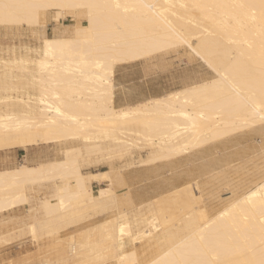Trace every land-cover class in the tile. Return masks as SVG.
<instances>
[{"label": "bare ground", "instance_id": "obj_1", "mask_svg": "<svg viewBox=\"0 0 264 264\" xmlns=\"http://www.w3.org/2000/svg\"><path fill=\"white\" fill-rule=\"evenodd\" d=\"M49 13L57 23L70 15L69 29L44 35ZM21 24L40 42L29 55L10 48L0 56V150L44 143L61 146L63 157L0 169L1 214L35 210L24 226L35 241L48 236L64 247L67 238L64 263L264 264V0H0V25ZM181 44L216 76L115 106L118 63ZM235 145L246 149L235 170L252 165L254 185L214 212L197 178L149 199L145 211L142 202L126 207L135 205L129 191L118 198L123 167L82 170L84 154L125 148L123 158L145 147L137 164L161 162L170 173L195 151ZM235 160H214L208 181L229 184ZM44 186L48 194L28 206ZM173 202L175 217L164 214Z\"/></svg>", "mask_w": 264, "mask_h": 264}, {"label": "rangeland", "instance_id": "obj_2", "mask_svg": "<svg viewBox=\"0 0 264 264\" xmlns=\"http://www.w3.org/2000/svg\"><path fill=\"white\" fill-rule=\"evenodd\" d=\"M52 16H53V13L48 14L47 23H46V26L44 27V35L53 36L59 31L63 32L69 29V26L67 25H70L71 23L70 15L63 17L61 19V23H57L53 21ZM82 17L83 16L79 17L80 22L83 24H86L87 23L86 19ZM21 25L12 26V27H6L3 25H0V50L2 49L0 51V56L5 55L7 51H11L14 48H16L19 51H23L24 52L23 54L29 55L31 54V51L29 52L27 51V49H35L38 47L39 42H40L38 35H40V33L36 32L37 33L36 34L33 31L32 27L26 24H21ZM32 53L33 55H38V53L34 51H32ZM142 59L158 60L159 62H161V64L167 60H175L177 61V63H180L182 65H185L188 62L191 63L193 61L194 68H195V61L199 59L200 72H201L200 82L204 80L212 79L216 76V73L211 68H209L185 44H181L178 47L172 48L167 51H160V52L153 53ZM35 65L37 64L35 63ZM189 66H191V64H189ZM219 144H222V143H219ZM60 149H61V146L58 147L57 145L54 146L52 144H44V143L28 146L27 148H24L22 146H14L11 148L3 149V150H0V167H7V164L4 165V163H2L4 158L11 160L10 166L8 167H12V168L17 167L21 163H24V162L28 165H34V164H37L45 160L60 159L63 157V153L60 151ZM144 149L145 150H143L142 147H136L134 149L133 155L131 156L127 155L126 157H123V158H120L119 156L123 153L125 155L126 149L124 148V151L122 150L123 152L121 150H118L119 153L117 152V150H115L113 152L114 154L113 159H107L108 157L113 155L111 154L112 153L111 151L96 152V153H92L91 155L89 154V156L87 154H84V158H83L84 161H82L83 163L82 170L85 173L86 172H96V171L108 169L110 168L111 165H115V166L123 167L124 168L123 174L125 175L129 171H133L135 169H139L140 167L144 166V165L137 164L142 159V156L143 157L146 156L147 148L144 147ZM206 150L207 148L201 149L200 151L199 150L195 151V153H192L190 158L183 159L184 161L181 163V165L177 168L175 172L173 170L172 173L175 174V177L177 180L176 182L180 184L184 183V181L186 180H193L196 178L199 179L200 187H201V194L203 195L202 197H204V199L205 197L207 198V200L209 201L208 205L209 207H211L212 211L214 212L217 209H221L226 203L229 202V200L235 198L237 195L241 194L242 192L246 191L247 189H249L251 186L254 185L252 183V178H251V174L254 168L252 165H249L248 167H245L243 169L239 168L241 169V171L239 172H236L235 170L242 163L239 157L241 155H244L243 153L246 150L245 147H240L238 145H235L227 149H223L221 153L213 151L212 154H208ZM106 153L107 154L110 153L111 155L109 154L110 156L109 155L107 156ZM212 155H216L215 159L213 157L215 161L217 160L225 161L231 157L236 159L234 162L235 164L233 165L234 170H232L230 173V179L232 181L231 182L228 181L229 184L224 183L218 188H216L213 185V182L210 183L208 181L210 177H206L207 174H205V171L209 167H213L215 163V161L211 158ZM207 157H210V163L204 164L203 162H205L204 160H206ZM211 160L213 161L211 162ZM153 164L155 163H152V166ZM246 172H249L250 176L248 175V177H246L245 179H242L241 175L243 176V173H245V176H246ZM171 175H172L171 173L167 174V176L169 177ZM142 178H143V174H140L137 176V179H142ZM108 183L109 182H106V183L103 182V185H107ZM100 185L101 184L98 182H95V181L92 182V187L94 189L99 188ZM114 186H115L116 192L118 193V198H124L125 197L124 193L129 191V189L125 188L124 186H119L116 182L114 183ZM42 189L43 190L41 192L40 190L30 192V194L32 193L31 196L33 198H32L31 203L28 206L35 205L37 203L39 199L38 195L40 197H43L47 195L48 192L50 191V188L48 186H44V188ZM34 193H36V195ZM157 197L158 196H156V200H155V197L152 198L153 201L155 200V203L162 200V197H159V199ZM133 202H135V205L133 203L126 204V207L132 210V209H137L138 206L141 205V202H137L135 200H133ZM142 203L144 204L142 205L141 208L147 211L146 207L148 206V203H146V201ZM23 207L21 205L20 207H17L14 210H10V214H8V211L4 212L3 214L0 213V220H1L0 221V232L1 233L4 232L3 234L0 233L1 234L0 236V264H51V262H53L54 264H71L68 262L64 263V257L67 256L66 254H68V251H69V248L65 247L66 246L65 239L67 238L65 237H64L65 239L63 238L62 243L63 244L65 243L64 247L60 246L57 240L51 239L48 236H43L41 237L40 240L35 241L34 238L32 237L33 235H31V233L28 232L29 230H27L29 229V227L28 228L26 227V225H28L29 222H32L34 220V218L32 217V214H34L35 210L33 213H32L33 210L30 211L29 213L28 209H26L27 206H25L24 208ZM23 209L27 210L28 212ZM179 213H180V205L176 202L170 203L168 205V208L164 211V214L174 216V217L178 216ZM10 215L12 218L10 217ZM12 215H14V217ZM108 215L109 214H106L103 217H106ZM31 218L32 220L29 221V219ZM18 219L20 222H22L21 224L18 221ZM24 219L26 220V222ZM95 220L96 219H94V221ZM4 221L9 226L4 227V228L1 227L2 225L3 226L7 225L6 223H4ZM24 224L26 225L24 226ZM17 225H21L22 227L17 226ZM6 228H8L7 231H6ZM19 228H24V230L23 229L21 230ZM140 256L141 258L144 257V255H140ZM96 261L97 259H95V261L93 262H96ZM100 261L103 262V260H100ZM101 262H98V264H110L111 260H105L104 263H101ZM135 263L136 262L132 264H135Z\"/></svg>", "mask_w": 264, "mask_h": 264}, {"label": "crops", "instance_id": "obj_3", "mask_svg": "<svg viewBox=\"0 0 264 264\" xmlns=\"http://www.w3.org/2000/svg\"><path fill=\"white\" fill-rule=\"evenodd\" d=\"M200 76L199 59L195 61V68L193 61L185 65L175 60H167L161 64L158 60L148 59L118 63L113 75L114 104L117 107L139 104L199 83ZM10 161L4 158L2 163L7 164V167L0 169L12 168L8 167ZM204 161V164L210 163V157ZM140 168L124 175L127 182L124 187L129 189L132 199L137 202H145L180 184L176 182L174 173L170 172L172 175L167 176L169 172L166 171V164L157 162L153 166L144 165ZM140 174H143V178L137 179Z\"/></svg>", "mask_w": 264, "mask_h": 264}]
</instances>
